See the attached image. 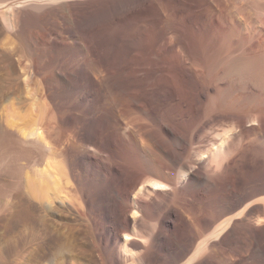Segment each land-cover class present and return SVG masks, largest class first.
<instances>
[{
	"label": "bare ground",
	"instance_id": "obj_1",
	"mask_svg": "<svg viewBox=\"0 0 264 264\" xmlns=\"http://www.w3.org/2000/svg\"><path fill=\"white\" fill-rule=\"evenodd\" d=\"M246 5L264 18V0L0 3L1 190L2 156H28L0 195V264H264V29ZM7 8L18 26L67 12L76 59L3 45ZM69 76L82 96H57Z\"/></svg>",
	"mask_w": 264,
	"mask_h": 264
},
{
	"label": "rangeland",
	"instance_id": "obj_2",
	"mask_svg": "<svg viewBox=\"0 0 264 264\" xmlns=\"http://www.w3.org/2000/svg\"><path fill=\"white\" fill-rule=\"evenodd\" d=\"M25 1L26 0H0V3L3 2L5 4L15 5L16 7L20 8L19 4L23 3ZM58 1L65 2V1H75V0H58ZM250 9H251L250 6L248 7L246 5V11H245L246 20H247L246 21V25H247L246 27L250 31L263 30L264 29V22H262V21H264L263 20L264 18L261 19V20L259 18H256V16L252 12V10L250 11ZM12 13H13L12 9L7 8V9H5L2 12V15H1L2 24L7 29V31L10 32V34H9L10 37L9 38L7 37V39H9L8 40L9 42L5 38V39L2 40L3 43H4L3 45H5L6 47H9V48L12 47V46L15 47L17 45H18L17 47L21 48V47L25 46V44H27V43H28L27 45H30L31 47L33 45V48L37 50V51L35 50V54H37V55L39 54V58H40L41 61H42V56L44 54H46V53L47 54H52V56H54V57H57V55L62 57V54H64L66 51H67V53H65L64 55L67 54L66 55L67 58L72 55L71 56L72 59H76V57H77V54H75V52L77 53V47H75L76 45H74V44L68 45L67 46L68 50L66 49V47L61 45L62 40L66 36L64 32L68 28L67 24H69V20H70V16H69V14L67 12L65 13V16H64L63 20H61V21L60 20H55L54 21V19L49 18L47 16L48 12H44V11L42 13H39L38 15H31V13H28V12L25 13L24 12L23 13V15H24L23 25H21V26H18V25H16L14 23L13 17H12ZM57 22L58 23H60V22L62 23L61 24V28L63 30L62 34L60 32V34H58L57 37H55V36L51 37V35L48 33V31L44 28V25L47 24V26L51 28ZM53 38H56V39H53ZM7 43H9V45ZM13 43L15 45H13ZM68 54L70 56H68ZM64 55H63V57H64ZM78 74H79V72H78ZM69 78H70L69 79L70 80L69 81V86H62V85L60 87L58 86L57 96L58 97L61 96V98H63V97L64 98H66V97L69 98L68 96L71 95V93H76L77 95L82 96V91H81L80 87L78 86L79 85V82H78L79 79L75 78V77H72V76H69ZM1 83H2V80L0 82V87H1ZM5 139H6V137L5 138L4 137L0 138V144L1 145L3 144V147H5V148H6V146L12 147L13 145H15V144H11V142L9 141L8 138L6 140ZM10 144H11V146H10ZM2 157H5L4 159H6V160L4 161ZM2 157H1L2 158L1 160L3 161V163L9 161V163L7 165H5V168L7 170L5 172V174L8 176L7 178H8L9 181L5 184L3 190L0 189V195H6V197L8 199H11L10 198L11 194H13V195L17 194V186L15 185V182L17 181L18 174H16L17 171L15 172L16 168H15V164L13 163V162H15L17 157L15 158L14 155H13V157L11 155L12 159H11L10 156L8 157V155H4ZM27 157H28L27 154H24L22 156V158L18 157V158H20L18 160V162H22ZM13 159H14V161H13ZM11 162L14 165L11 164ZM14 168H15V170H13ZM2 174L3 173H1V175ZM1 178H3V177L0 176V180H1ZM11 180H12V182H10ZM0 204H1V202H0Z\"/></svg>",
	"mask_w": 264,
	"mask_h": 264
}]
</instances>
